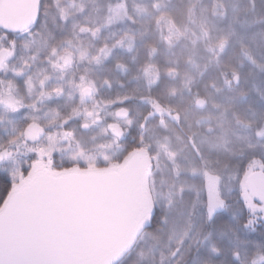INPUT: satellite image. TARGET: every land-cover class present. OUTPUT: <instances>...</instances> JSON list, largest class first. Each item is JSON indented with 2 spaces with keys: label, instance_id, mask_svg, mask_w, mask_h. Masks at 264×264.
<instances>
[{
  "label": "rangeland",
  "instance_id": "1",
  "mask_svg": "<svg viewBox=\"0 0 264 264\" xmlns=\"http://www.w3.org/2000/svg\"><path fill=\"white\" fill-rule=\"evenodd\" d=\"M55 1L56 14L64 19L85 10L88 5V0ZM103 5L104 0L100 9L96 10L100 25L91 29L95 37L100 36L103 29L128 17L123 1L122 5L117 2L107 9ZM214 16L218 22L227 23L224 15ZM242 16L237 10L230 20H237ZM262 21L264 22L263 19L252 18L249 26L261 25ZM193 22H196L192 24L196 38H188H191L189 41L193 60L197 58L198 64V41L202 33L196 34L201 27H198L197 20ZM160 34L163 36L162 32ZM5 39V35L0 33V54L7 52L6 61L0 66V171L7 174L13 182L8 198L43 173L62 176L71 173L118 172L136 152L143 150L151 159L143 182L148 208L140 207L136 235L118 261L144 258L154 262L153 264L168 263L187 243H194L197 236L199 242L204 219L211 222L218 212L226 211L240 220V209L236 204L227 202V198L242 190L244 179L252 170H264L263 117L253 115L249 118V123H245L247 119H239L234 121L233 126L230 123L225 126L221 123V116L213 119L209 114L203 113L198 117L196 100V117L187 121L182 113L174 112V109H170L153 95L152 88L158 79V72L153 65H148L137 78L143 88L138 94L133 111L122 104V98L109 99L108 90L114 84H121L120 77L125 70L117 68L116 77L106 78L98 71V64L102 63L101 60L105 62V58L116 48L122 49L121 39L104 44L97 50L77 40L68 42L63 46L62 52L56 49L48 54L50 58L43 62H47L49 67L45 65L44 69L42 63L38 67L27 61H19L17 54L9 52ZM262 39L264 42V37ZM223 44L224 42H220L209 47L213 56ZM35 48L36 46H29V50ZM36 54L43 55L38 50ZM29 72L28 80H20ZM52 80L56 81V88L51 87ZM258 81L263 83L264 77ZM228 82L231 83L230 80ZM86 87L93 89L89 96L84 94ZM55 90L58 94L54 93ZM75 95L79 101L74 105L70 100ZM57 100L68 103L70 111L58 112L55 107ZM203 105L205 104L202 103L201 106ZM185 121L188 132L182 125ZM33 124L43 130L41 136H28L29 127ZM238 125L248 129L245 132L248 137L244 142L228 137V133L238 129ZM131 128L140 132L138 147L133 150L122 145ZM253 135L260 144L255 152L258 157L250 161L249 167L241 176L236 175L235 170L229 166L224 167L218 187L217 181L208 176L204 161H200L203 158L200 157L201 154L198 155V149L218 153L224 150L247 152V148L254 142L251 139ZM247 138L249 143H246ZM158 208L164 214V228L149 236L145 228L150 222L152 211ZM197 216L196 232V228L192 230L191 219L196 220ZM200 221L202 224H199ZM240 225L246 232L258 234L252 222H241ZM169 250L171 251L167 252ZM171 252L173 256L169 257ZM157 258L160 260L155 261ZM245 264H264V249Z\"/></svg>",
  "mask_w": 264,
  "mask_h": 264
},
{
  "label": "trees",
  "instance_id": "2",
  "mask_svg": "<svg viewBox=\"0 0 264 264\" xmlns=\"http://www.w3.org/2000/svg\"><path fill=\"white\" fill-rule=\"evenodd\" d=\"M102 1L88 0L85 10L64 19L56 14L55 0H40L35 23L25 36L19 38L18 48L17 44H12L8 49L19 56V61H27L38 67L42 63L44 69L45 65L49 67L47 62H43L50 58L48 54L56 49L62 52L63 46L68 42L77 40L97 50L104 44L121 39L122 49L116 48L105 58V62L101 60L102 63L98 64V71L106 78L116 77L117 68L125 70L120 77L121 84H114L108 90L109 99L122 98V104L133 111L138 94L143 88L137 78L148 65H153L158 72V79L152 88L153 95L170 109H174V112L182 113L187 121L196 117V100L198 117L203 113L209 114L213 119L221 116V123L225 126L228 123L233 126L234 121L239 119H247L245 123H249V118L253 115L263 117L264 120V95L261 94L264 93V82L258 81L264 77L261 76L264 74V22L249 26L252 18L264 20V0H104L103 6L106 9L117 2L121 5L122 1L125 2L124 8L128 17L108 29H103V33L95 37L91 29L100 25L96 10L100 9ZM237 10L243 16L230 20ZM215 14L224 15L227 23L218 22ZM194 20L201 27L196 34L202 33L198 41V64L197 58L193 60L189 41L196 38L195 28H192V24H196ZM3 31L0 26V32ZM10 36L12 39L14 34ZM220 42L224 44L219 46L218 53L213 56L209 47ZM32 45L36 48L29 50ZM37 50L43 55L36 54ZM31 72L26 73L20 80H28ZM54 83L51 81L50 85ZM25 86L24 84L23 89ZM78 101L76 95L71 97L70 102L74 105ZM202 103L205 105L201 106ZM55 107L58 112L65 113L71 109L62 100H57ZM182 125L188 132L185 128L187 122ZM238 126V129L228 133V137L244 142L248 137L245 133L248 129ZM251 139L254 142L250 147L247 146V152L224 150L218 153L214 150L198 149V155L201 154L200 157L203 158L200 161H204L208 176L217 181L218 187L224 167L229 166L235 170L236 175L241 176L249 167L250 161L258 157L255 152L260 144L254 135ZM139 141L140 132L131 128L122 145L133 150L138 147ZM246 143H249L248 138ZM200 161L198 160V167ZM249 174L244 179L242 190L227 198V202L236 204L240 209V220L232 217L229 212L220 211L211 222L204 219V225L200 221L203 229L199 242L197 236L194 243H187L183 250L180 247L181 251L177 255L169 253V257H173L165 264H245L264 249V204L253 199L248 188L246 190ZM12 187V180L0 171V210ZM239 222H252L258 234L246 232ZM191 223L192 230L196 228L197 232L198 216L196 220L191 219ZM163 228L164 214L158 208L152 211L145 231L152 236ZM136 232L137 230L133 237ZM122 253L124 251L110 264L154 263L144 258L137 261L131 260L132 258L118 261ZM158 260L160 259L155 261Z\"/></svg>",
  "mask_w": 264,
  "mask_h": 264
},
{
  "label": "water",
  "instance_id": "3",
  "mask_svg": "<svg viewBox=\"0 0 264 264\" xmlns=\"http://www.w3.org/2000/svg\"><path fill=\"white\" fill-rule=\"evenodd\" d=\"M38 8L39 0H0V25L10 33L25 32ZM6 55L1 54L0 64ZM90 93L87 88L85 94ZM40 134L39 128L30 127L29 137ZM150 162L141 150L118 172L37 175L0 212V264H110L131 242L137 208L148 204L143 182ZM247 187L253 199L264 204V170L249 174ZM61 209L75 228L60 219Z\"/></svg>",
  "mask_w": 264,
  "mask_h": 264
},
{
  "label": "snow or ice",
  "instance_id": "4",
  "mask_svg": "<svg viewBox=\"0 0 264 264\" xmlns=\"http://www.w3.org/2000/svg\"><path fill=\"white\" fill-rule=\"evenodd\" d=\"M58 216L66 224V226L69 229H73L76 227V225L69 218L66 210H63V209L59 210ZM0 242H3V221H0ZM22 264H47V262L41 261V260H33V261L22 262Z\"/></svg>",
  "mask_w": 264,
  "mask_h": 264
},
{
  "label": "flooded vegetation",
  "instance_id": "5",
  "mask_svg": "<svg viewBox=\"0 0 264 264\" xmlns=\"http://www.w3.org/2000/svg\"><path fill=\"white\" fill-rule=\"evenodd\" d=\"M27 32H29V30L28 31H26V32H22V33H13L14 34V37L11 39V36H10V34H12V33H9V32H0V33H2L3 35H5V37H6V39H5V45H6V47L7 48H9V46H11L12 44L13 45H15V44H17L16 45V48H18L19 47V45H18V41H19V38L20 37H22V36H25L24 34H26ZM9 50V49H8ZM9 52H10V50H9ZM16 58H19V56H17ZM5 61H6V59H5ZM52 81H54V82H56L55 80H52ZM19 83H23V82H21V81H19ZM52 88H56L55 87V83L51 86ZM55 94H58V91L57 90H55V92H54ZM68 104V103H67ZM35 125V124H34ZM39 127V126H38ZM40 128V127H39ZM41 129V128H40ZM45 130V129H44ZM46 131V130H45ZM42 133H43V130H41V134H40V136L42 135ZM3 135V134H2ZM33 138H35V137H33Z\"/></svg>",
  "mask_w": 264,
  "mask_h": 264
}]
</instances>
